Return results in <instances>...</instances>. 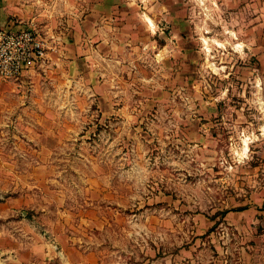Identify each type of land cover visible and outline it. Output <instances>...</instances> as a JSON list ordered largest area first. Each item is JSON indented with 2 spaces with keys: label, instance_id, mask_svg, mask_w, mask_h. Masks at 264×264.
I'll list each match as a JSON object with an SVG mask.
<instances>
[{
  "label": "rangeland",
  "instance_id": "374dc122",
  "mask_svg": "<svg viewBox=\"0 0 264 264\" xmlns=\"http://www.w3.org/2000/svg\"><path fill=\"white\" fill-rule=\"evenodd\" d=\"M114 4L0 78V264H264V0Z\"/></svg>",
  "mask_w": 264,
  "mask_h": 264
},
{
  "label": "crops",
  "instance_id": "0c3cea01",
  "mask_svg": "<svg viewBox=\"0 0 264 264\" xmlns=\"http://www.w3.org/2000/svg\"><path fill=\"white\" fill-rule=\"evenodd\" d=\"M115 2L117 0H0V27L20 28L25 22L34 20L41 30L50 35L67 32L73 37L60 44L61 50L71 45L79 49L84 42L92 39L98 44L104 41L111 27L107 23L112 17ZM30 71L32 68L19 77L26 76ZM246 253L243 264H259L255 253L248 250Z\"/></svg>",
  "mask_w": 264,
  "mask_h": 264
},
{
  "label": "built area",
  "instance_id": "2783aa9c",
  "mask_svg": "<svg viewBox=\"0 0 264 264\" xmlns=\"http://www.w3.org/2000/svg\"><path fill=\"white\" fill-rule=\"evenodd\" d=\"M49 42L34 20L20 28L0 27V78L13 79L44 59Z\"/></svg>",
  "mask_w": 264,
  "mask_h": 264
}]
</instances>
